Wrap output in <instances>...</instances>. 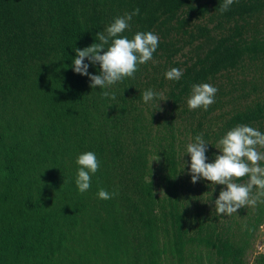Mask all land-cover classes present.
Masks as SVG:
<instances>
[{
    "label": "trees",
    "instance_id": "trees-1",
    "mask_svg": "<svg viewBox=\"0 0 264 264\" xmlns=\"http://www.w3.org/2000/svg\"><path fill=\"white\" fill-rule=\"evenodd\" d=\"M221 3L223 0H0V264H69L70 243L82 246V239L90 243L87 231L102 245L93 254L103 251L110 264H118L122 255H132V264H139L145 252L149 264H154L157 234L168 236L169 230L174 240L171 248L180 252L187 239L178 211L181 197L171 188V178L167 179L169 197L156 210V199L141 174L143 154L127 160L124 170L129 169V182L121 187L107 176L103 158L105 146H115L120 120L130 109L135 110L141 94L152 85L167 90V97L176 105L191 95L192 85L209 84L223 73L255 63L264 73V0H236L223 13ZM135 9L140 10L139 15L133 16L122 35L132 39L137 32L157 34L159 44L153 59H163L168 71L183 67L181 79L167 80V71L159 77L148 75L149 61L139 66L134 79L125 78L108 89L91 88L87 76L73 71L75 49L96 43L97 34L116 17ZM176 36H182L183 45L191 47L181 63L173 60L180 52L175 46L178 40L173 42ZM89 73L98 75L99 65H89ZM101 91H107L109 98ZM225 93L218 90L207 111L197 110L199 119L191 130L194 142L203 135L210 144L207 157L212 154L209 148L237 125L264 126V101L248 103L245 92L240 95L247 102L242 110L229 113L228 118L222 112L217 114ZM113 94L115 99L110 98ZM138 121L130 122L133 131L139 127ZM103 127L108 128L112 141L93 135L100 134ZM161 140L159 153L174 176V138ZM89 151L96 154L100 167L91 176L90 189L80 194L75 184L76 159ZM101 188L118 195L102 200L97 195ZM201 226L198 238L202 237ZM204 231L206 244L216 249L223 262L235 261L238 251L214 226ZM81 254L79 261L70 264H85L89 252ZM263 262L262 255L255 264Z\"/></svg>",
    "mask_w": 264,
    "mask_h": 264
},
{
    "label": "rangeland",
    "instance_id": "rangeland-1",
    "mask_svg": "<svg viewBox=\"0 0 264 264\" xmlns=\"http://www.w3.org/2000/svg\"><path fill=\"white\" fill-rule=\"evenodd\" d=\"M177 40L178 42H175ZM181 41L182 36H176L173 41L175 46L180 47V52L173 59L178 63L186 61V55L191 49L190 46L183 45ZM163 61V59L151 60L147 74L160 76L163 71H168V67L163 66ZM259 67H261L259 63L249 64L244 70L240 69L229 74L223 73L209 83L222 93L226 92L222 97L223 100L219 102L222 109L217 111V114L222 112L225 115L224 118H228L229 113L242 110L247 102L264 101V73L260 71ZM252 85H256V87ZM152 90L161 95L148 104H145L141 99L136 103L135 110L130 109L131 112L128 113V116L120 120L122 124L118 126V135L117 131L115 134L114 132L110 134L117 137L113 142L115 146L113 148L110 145L105 146L106 153L103 159L107 166L105 168L107 176L113 179L112 182L116 183V187H121L129 182V169L124 170L128 166L127 160L143 154L144 162L141 174L156 199L154 205L156 210H159L161 201L169 197L166 193L168 191V177L171 178V180L169 179L171 188L172 186L176 188L178 196L181 197L182 203L180 202L178 211L182 218L181 222L183 229H185L187 241L177 253L175 248H171L173 247L172 242H174L171 237V230H169L168 236L164 233L157 234L156 248L158 253L154 257V264H255L262 255L264 256V197H260L255 206H245L231 216H218L214 209V202L218 199L221 189L226 186L216 185L214 189L210 186V182L203 179L193 184L189 175L191 157L187 155L186 147L189 143L194 142L191 130L199 119L198 109L189 110L187 105L189 97L184 99L182 103L174 105L173 101L166 95L167 90L160 89L157 85H152ZM242 92L248 93L247 102L240 98ZM135 118L139 119L137 122L139 127L133 131L130 122ZM128 124L131 126L128 127ZM262 127L255 126L254 128L264 133V126ZM98 131L100 134L95 132L93 135L99 136L102 140L112 141L108 128L103 127ZM170 136L174 138L176 150L175 163L177 165L174 176L168 171L169 167L163 154L159 153L162 151L159 145V142H162L160 139ZM217 145L218 141L212 148H209L212 154L211 157H207V163L214 162L215 156L220 154L219 150L216 149ZM257 150L264 153V148L258 147ZM259 166L264 167V160L259 162ZM247 180L248 177L246 176L236 182L245 183ZM255 194L254 190L251 195L254 196ZM156 213L159 214V211ZM200 225H202V237L198 238L197 233ZM210 225L214 226L216 231L227 239L234 251H238L239 256H236L235 261L228 259L223 262L216 249L206 244L205 238L208 236L205 235L204 230ZM85 236L91 242L88 243L87 240L82 239V246L78 242H71L70 247H68L69 253L66 256L67 262L70 264L72 260L79 261L84 255L81 254L82 251L88 250L89 254L85 264H110L111 260L103 255V251H99L96 255L93 254L95 248L102 247L96 237L95 240H92L90 231H87ZM129 239L131 240V238ZM142 249L144 250V248ZM120 257L118 264L135 262L132 255ZM141 262L149 264L146 252L143 253L141 261H137L139 264Z\"/></svg>",
    "mask_w": 264,
    "mask_h": 264
},
{
    "label": "clouds",
    "instance_id": "clouds-1",
    "mask_svg": "<svg viewBox=\"0 0 264 264\" xmlns=\"http://www.w3.org/2000/svg\"><path fill=\"white\" fill-rule=\"evenodd\" d=\"M236 0H223L219 8L221 13L229 10ZM139 9L123 16L116 17L104 31L97 34V42L83 50L76 48L73 59V71L79 75L87 76L90 87L105 89L122 82L125 78H135L140 65H145L153 59L159 44V36L153 32H137L132 39L122 34L130 28L134 15H139ZM85 60L88 63H85ZM89 65H99V74L89 73ZM183 72L178 68H171L165 73L169 81H179ZM218 89L211 84L192 85L191 95L187 100L189 110L203 109L215 103ZM104 98H109L107 91H101ZM142 99L145 104L154 101L161 94L152 89L144 91ZM115 99V95H111ZM208 145L203 135L195 137V142L186 147L187 155L191 157L190 173L193 184L200 180L210 182V186H226L222 188L218 199L215 200V211L218 216H231L245 206H255L260 197H264V167L259 162L264 160V153L257 148H264V133L248 125H237L229 130L219 141L214 162L207 163L206 153ZM78 166L75 180L80 194L86 193L91 187V176L94 175L100 162L94 152H85L76 159ZM186 167V164H185ZM248 177L245 183H237L243 177ZM255 190V195L251 194ZM98 197L109 200L118 195L109 193L101 188Z\"/></svg>",
    "mask_w": 264,
    "mask_h": 264
}]
</instances>
